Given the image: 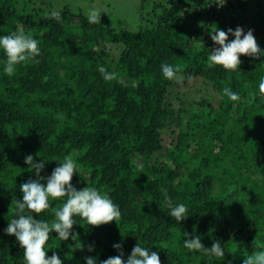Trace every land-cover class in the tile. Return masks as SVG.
<instances>
[{
  "label": "trees",
  "instance_id": "16d2710c",
  "mask_svg": "<svg viewBox=\"0 0 264 264\" xmlns=\"http://www.w3.org/2000/svg\"><path fill=\"white\" fill-rule=\"evenodd\" d=\"M151 7L142 26L117 30L90 24L68 6L55 11L57 21L37 0H0V35L22 27L40 42V55L13 75L0 65V264H24L23 249L4 229L22 200L20 185L36 178L28 155L44 160L43 176L72 156L81 177L71 183L95 186L120 206L117 222L91 226L76 217L75 240L50 234L47 256L55 251L63 264H85L89 256L100 264L121 252L127 259L138 242L157 251L161 264H243L264 249V180L253 179L264 175V57L242 55L237 71L209 67L207 59L218 47L209 37L215 27L252 30L264 49V0L223 7L154 0ZM161 63L178 69L177 77L164 79ZM101 65L118 78L105 82ZM178 77L205 90L198 108L173 106ZM225 87L240 99L230 101ZM165 191L189 209L179 223L167 214ZM50 204L47 216L39 214L49 221L62 199ZM193 235L204 247L219 241L225 256L184 249Z\"/></svg>",
  "mask_w": 264,
  "mask_h": 264
},
{
  "label": "clouds",
  "instance_id": "9594fccd",
  "mask_svg": "<svg viewBox=\"0 0 264 264\" xmlns=\"http://www.w3.org/2000/svg\"><path fill=\"white\" fill-rule=\"evenodd\" d=\"M226 2L227 0H217V6L223 7ZM101 13L95 7L89 8L86 12L88 23H101ZM49 17L60 20V14L55 11L51 12ZM229 36L234 39L229 40ZM209 37L214 45L218 46L212 49L207 57L209 67L219 65L225 70L237 71L240 70L242 55L254 59L264 57V49L259 47L252 30L245 33L238 26L235 30L229 28L226 32L215 27V30L211 29ZM39 43L38 39L26 33L22 27L7 35H0V52L3 53L0 65H3V72L11 76L18 65L38 57L40 55ZM160 68L164 79L173 80L177 77L178 69L171 64L161 63ZM97 70L105 82L118 78L116 72L109 71L102 65L98 66ZM258 88L259 95L264 98V77L260 78ZM223 95L230 101L240 99L239 94L228 87L223 89ZM57 162L58 166L51 174L43 176L41 172L45 167L44 160L34 162L32 155L25 157V163L35 170L36 178L29 179L20 185L22 200L16 199L13 218L4 229L5 234L15 236L20 248L23 249L24 264H63L55 251L51 256H47L49 249L46 250L45 245L49 241L50 234L53 233L57 234L56 240L60 242L67 241L70 237L75 240L76 234L72 229L75 224H80L76 217L91 226H100L114 220L117 222L121 217L120 206L114 203L107 192H102L97 187L88 186V184L78 190L71 183L74 174L81 177L80 165L76 159L72 156H65ZM253 179L264 180V175L254 176ZM55 199H62V206L52 209V220L41 218L39 214L44 213L47 216L46 210L50 209V202ZM164 204L168 209L167 214L177 223L189 216L187 205L174 203L166 191ZM34 216L39 218H34ZM113 247L120 250L122 244L116 243ZM183 247L189 252L202 250L207 259L225 256V250L219 241L214 242L211 247H204L199 235L183 240ZM93 250L92 246L88 247V251ZM123 256L121 252L120 255L109 257L100 264H161L158 252L139 242L132 248L127 259ZM85 264H97V258L85 257ZM243 264H264V249H258L252 255L247 256Z\"/></svg>",
  "mask_w": 264,
  "mask_h": 264
},
{
  "label": "rangeland",
  "instance_id": "374dc122",
  "mask_svg": "<svg viewBox=\"0 0 264 264\" xmlns=\"http://www.w3.org/2000/svg\"><path fill=\"white\" fill-rule=\"evenodd\" d=\"M146 1L147 3H144V0H37L43 13L57 11L63 6H68L72 11L86 15L89 8L95 7L102 12V24L117 30H134L142 26V17L151 14V6L154 0ZM236 11L233 10L232 12L236 13ZM224 12H226V9ZM107 46L113 47L110 43ZM111 50L113 49L111 48ZM204 91V89L195 86L188 78L178 77L169 98L175 108L183 104L198 108L200 96L204 94ZM206 96H212V93ZM164 153L165 151L162 154ZM161 158L164 159L163 155H161Z\"/></svg>",
  "mask_w": 264,
  "mask_h": 264
}]
</instances>
